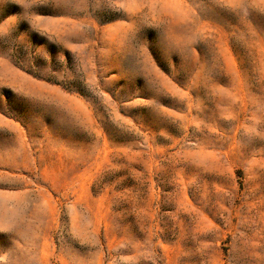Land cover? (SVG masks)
I'll return each instance as SVG.
<instances>
[{
	"label": "rangeland",
	"instance_id": "obj_1",
	"mask_svg": "<svg viewBox=\"0 0 264 264\" xmlns=\"http://www.w3.org/2000/svg\"><path fill=\"white\" fill-rule=\"evenodd\" d=\"M0 264H264V0H0Z\"/></svg>",
	"mask_w": 264,
	"mask_h": 264
},
{
	"label": "trees",
	"instance_id": "obj_2",
	"mask_svg": "<svg viewBox=\"0 0 264 264\" xmlns=\"http://www.w3.org/2000/svg\"><path fill=\"white\" fill-rule=\"evenodd\" d=\"M41 46H44L47 50L51 51L50 62L40 58V53L38 55L37 49ZM11 51V56L16 65L24 69L27 73L32 74L36 78L45 79L52 83H57V78L54 75H45L44 72L49 71L51 68L56 55L59 53L55 49L54 45H50L46 39L40 38L38 35H27V44L19 40L18 36L14 37L13 43L11 42L10 47L8 48ZM53 54V55H52ZM66 59L69 63V53H66ZM109 181H101L99 183V188L102 189V185L107 184ZM97 184L94 185V191L98 192L95 188Z\"/></svg>",
	"mask_w": 264,
	"mask_h": 264
}]
</instances>
